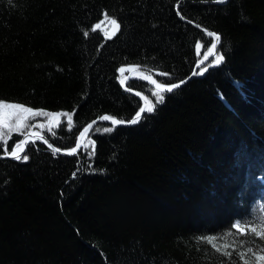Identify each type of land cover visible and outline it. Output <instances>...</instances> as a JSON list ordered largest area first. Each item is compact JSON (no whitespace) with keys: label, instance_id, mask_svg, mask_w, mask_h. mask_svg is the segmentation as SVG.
Instances as JSON below:
<instances>
[{"label":"trees","instance_id":"1","mask_svg":"<svg viewBox=\"0 0 264 264\" xmlns=\"http://www.w3.org/2000/svg\"><path fill=\"white\" fill-rule=\"evenodd\" d=\"M184 18L220 35L219 65L132 78L146 112L76 154L0 158V264H263L264 0H0V101L70 149L141 107L120 66L190 74L213 37Z\"/></svg>","mask_w":264,"mask_h":264},{"label":"water","instance_id":"2","mask_svg":"<svg viewBox=\"0 0 264 264\" xmlns=\"http://www.w3.org/2000/svg\"><path fill=\"white\" fill-rule=\"evenodd\" d=\"M215 2H224L226 0H214ZM185 19V18H184ZM186 21H189L190 23H192L195 27H197L198 29H200L201 31L207 33L211 35L213 37V42L210 45L209 49L207 50V52L203 55V57H201L194 65L192 71L190 72V74L185 77L184 79H181L175 83H170V84H163V83H159L158 81H156V79L149 73H147L145 70L137 68L136 66H134L133 64H127V65H122L118 68V72L119 73H123L126 72V74L124 75V77H122V79H120V84L121 86L128 91L129 93L135 95L136 97H138L141 101V107L139 108V110L134 114V116H132L129 120L125 121V120H119L117 118H114L112 116H109L108 114H102L92 120H90L88 123H86L82 129L79 131L76 141H75V145L70 148V149H61L56 147L55 145L52 144V142L47 138V136L39 129L37 128H32L30 130H28L26 133H24L21 136L20 139V148L17 151V154L21 157L26 149V147L28 146L29 142H31L34 139H38L40 140L43 144L47 145L50 149H52L54 152L58 153V154H64V155H73L76 154L78 149L80 148V146L82 145L83 139L85 138L86 134L89 132V130L93 127V125L99 121H105L107 123H110L112 125H131L130 121L132 120H136L138 121L140 119V117L146 112L147 108H148V100L146 98V96L140 92L137 91L135 89L129 88L126 84L129 80H131L132 78L136 77V76H140L143 77L152 87H154L157 90H161V91H169L172 89H175L179 86H181L182 84H184L186 81H188L189 79H192L195 74L197 69L200 66L205 65L211 58L212 56H214L219 41H220V35L213 31L210 30L208 28H206L205 26H202L196 22H193L191 20L185 19ZM118 23V22H117ZM103 27L107 28L106 29V33L108 34V36H112L115 35L118 28L116 26V24H113L112 22L110 23V26L108 23L103 24ZM220 61H215L212 62L210 64L205 65L203 71L206 72L208 69L215 67L217 65H219ZM123 69V70H121ZM143 110V111H142ZM102 117H109L110 119L108 120H104L102 119ZM114 121H120V123H114ZM56 149H59L60 151H56ZM72 149H75V151H72ZM13 150H11L10 152H4L0 154V158H12L15 159L13 156L10 155V153Z\"/></svg>","mask_w":264,"mask_h":264},{"label":"rangeland","instance_id":"3","mask_svg":"<svg viewBox=\"0 0 264 264\" xmlns=\"http://www.w3.org/2000/svg\"><path fill=\"white\" fill-rule=\"evenodd\" d=\"M106 23L110 24V22H106ZM213 57L214 56H212V58ZM215 61H217V60H214L213 62H215ZM9 113H11V114H9ZM29 113H31V112H25V111H23V109H14V110L0 109V119H2L4 121L3 124H0V138L5 139L10 134V132H12V131H18L23 135L28 130H30L32 128H37V127H31L32 125H30V123L25 125L27 119L30 116ZM37 129L40 130L39 127ZM84 140H85V138L83 139L82 144L84 143ZM20 143L21 142L19 141L17 144H20ZM16 151H18V149H16ZM255 259H257L258 261H260L261 263L264 264V255H256Z\"/></svg>","mask_w":264,"mask_h":264},{"label":"snow or ice","instance_id":"4","mask_svg":"<svg viewBox=\"0 0 264 264\" xmlns=\"http://www.w3.org/2000/svg\"><path fill=\"white\" fill-rule=\"evenodd\" d=\"M112 23L113 24H116V26H117V28H119V24L117 23V21L116 20H112ZM210 35H214V34H211L210 33ZM121 70H123V69H121ZM0 109H11V110H14V109H23V111H25V112H32L33 110L32 109H27V108H24V106H22V105H15V104H4L2 101H0ZM143 111V110H142ZM9 114H11V113H9ZM56 115H59V113H57ZM102 119H104V120H108V119H110L109 117H102ZM4 123V121L2 120V119H0V124H3ZM114 123H120V121H114ZM130 123L131 124H135V123H137V121L136 120H132V121H130ZM104 131L105 132H110L111 131V129L110 128H105L104 129ZM3 146L2 145H0V148H2ZM20 148V144H16L15 146H14V149H13V151L10 153V155L11 156H13L15 159H17V160H20L21 159V157L17 154V151H16V149H19ZM56 151L58 152V151H60L59 149H56ZM72 151H75V149H72ZM29 159V157L27 156V155H24L23 156V160L24 161H27Z\"/></svg>","mask_w":264,"mask_h":264},{"label":"bare ground","instance_id":"5","mask_svg":"<svg viewBox=\"0 0 264 264\" xmlns=\"http://www.w3.org/2000/svg\"><path fill=\"white\" fill-rule=\"evenodd\" d=\"M211 62V61H210ZM126 72L120 73V74H125Z\"/></svg>","mask_w":264,"mask_h":264},{"label":"flooded vegetation","instance_id":"6","mask_svg":"<svg viewBox=\"0 0 264 264\" xmlns=\"http://www.w3.org/2000/svg\"><path fill=\"white\" fill-rule=\"evenodd\" d=\"M13 150V149H12Z\"/></svg>","mask_w":264,"mask_h":264}]
</instances>
